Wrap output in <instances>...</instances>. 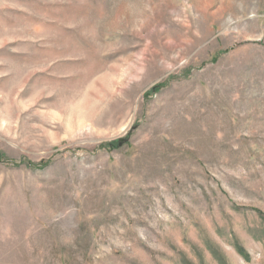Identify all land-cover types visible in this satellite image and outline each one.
<instances>
[{"label": "rangeland", "instance_id": "374dc122", "mask_svg": "<svg viewBox=\"0 0 264 264\" xmlns=\"http://www.w3.org/2000/svg\"><path fill=\"white\" fill-rule=\"evenodd\" d=\"M0 264H264V0H0Z\"/></svg>", "mask_w": 264, "mask_h": 264}, {"label": "water", "instance_id": "95a60500", "mask_svg": "<svg viewBox=\"0 0 264 264\" xmlns=\"http://www.w3.org/2000/svg\"><path fill=\"white\" fill-rule=\"evenodd\" d=\"M121 143H122V141L119 142V144H121Z\"/></svg>", "mask_w": 264, "mask_h": 264}]
</instances>
